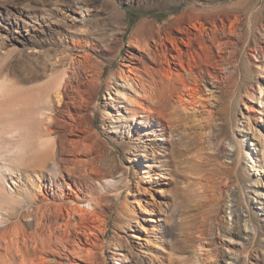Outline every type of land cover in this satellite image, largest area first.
<instances>
[{
    "label": "rangeland",
    "instance_id": "rangeland-1",
    "mask_svg": "<svg viewBox=\"0 0 264 264\" xmlns=\"http://www.w3.org/2000/svg\"><path fill=\"white\" fill-rule=\"evenodd\" d=\"M218 18L228 25L229 18L234 29L219 34L221 41L229 42L222 50L224 64L198 60L189 64L186 55L182 61L206 86L202 99L210 101L211 114L177 113L172 138L166 132L155 138L143 136L149 125L158 127L151 118L127 125L106 118L107 111L115 114L110 86L130 63L134 39L151 42L161 26L162 35L177 38V49L187 51L196 43L183 44L178 28L199 20L209 26ZM207 43L211 45L207 52L217 53L208 38ZM259 47L264 49V0H0V210H6L8 197L29 196L15 208L10 229L18 218L25 220L28 207L38 206L32 199L53 200L51 173L38 170L42 174L38 182L35 163L53 137L79 139L64 122L70 121L68 105L78 135H85V126L87 133L98 135L101 167L121 174L113 189L99 185L92 170L75 177L79 186L93 190L105 220L103 229L92 235L98 242L93 264H264V196L255 194L256 189L264 191V163L257 160L263 168L257 163V168H250L245 153L258 152L250 145L256 140H251L249 124L264 134V115L263 121H256L259 114L251 109L255 104L251 94L258 85L264 86L259 67L264 65V51L257 52ZM170 62L174 70L184 72L178 60ZM93 72L100 73L97 82L92 80ZM78 93L88 105V116L81 118L77 111L84 110L73 101ZM54 115L63 123L56 124ZM129 131L136 139H156L147 155L135 159L130 153L137 140L128 139ZM234 137L242 145L239 157L227 147ZM61 156L74 157L67 151ZM141 183L150 190L145 195ZM149 194L158 206L152 214L142 212L141 227L122 211L121 202L128 198L134 203ZM65 197L67 202L76 200V193L65 190ZM158 215L160 223L152 219ZM2 234L0 227L4 253ZM83 255L75 258L87 264ZM4 262L0 256V264Z\"/></svg>",
    "mask_w": 264,
    "mask_h": 264
},
{
    "label": "bare ground",
    "instance_id": "bare-ground-1",
    "mask_svg": "<svg viewBox=\"0 0 264 264\" xmlns=\"http://www.w3.org/2000/svg\"><path fill=\"white\" fill-rule=\"evenodd\" d=\"M227 21L229 25L224 19L218 18L212 20L209 26L199 20L186 27H179L178 29L183 34L180 38L183 44L188 47L196 43L194 49H187V51L177 49V38L171 37L167 33L162 35L161 26H157L158 38L151 42L149 40L139 42L134 39L131 42L134 46L133 51L128 56L130 63L118 71L116 82L110 86L116 100L115 105H112L115 114L113 115L110 111H107L105 113L106 118L126 125L134 119L140 123L151 118L153 119L152 122L155 123L154 125L161 128L158 129V127L149 125L143 136H154L152 138H155L166 132L169 138H172L174 132L177 131L174 120L177 113L190 115L198 111H207L211 114V108L208 106L210 101L208 103L205 101L206 99H202L205 98L203 92L207 90L206 86L199 84L201 80L199 74L196 75L190 71V67L185 68L182 61H184L186 55L189 64L193 60L206 61L209 63L208 65L224 64L226 58L222 54V50L228 47L229 42L221 41L219 34H226L234 30L232 21L229 18ZM142 23L144 26L145 20ZM207 38L213 42L217 53L207 52L211 46L207 43ZM167 42L171 44L170 47ZM169 51H175L176 54L170 56ZM263 51L264 49L259 47L257 52L263 54ZM171 58L178 60L184 72L176 71L171 67ZM146 61L152 66H149ZM259 67L263 69L264 73V65ZM208 73L211 75L209 70ZM91 77L94 82H97L100 73L93 72ZM76 86L78 88L76 91H78L80 83ZM79 94L73 101L84 111H77V118L88 116L86 113V106L88 105H84V101ZM108 95L111 97L110 92ZM57 96L60 97V94ZM251 97L255 100L254 107H251V109L259 114L256 116V121H263L261 114L264 115V86L258 85ZM59 100L57 99L58 102ZM66 107V113L70 121L65 120L64 122L70 126V133L80 136L79 139L74 141L66 138L65 141H62L60 136L50 139V147L37 157L36 170H34V176L38 182H42V174L38 170L50 171V184L56 193L53 194V200L52 198L43 197L38 200L29 199L31 202L38 203V206L28 207L24 213L25 220L18 218L14 222L12 230L10 229L11 223L9 220L15 217V208L26 203L24 197L29 198V196L26 194L24 197L7 196L6 205L9 203L15 204L9 207L10 209L4 205L6 210H0V225H2L0 227L3 230L2 241L4 242V253L0 251V256L3 257L6 264H81L75 257L81 258L82 254H84L82 259L87 264L95 262L94 249L97 241L92 235L95 234L96 229L99 231L103 229L105 220L99 210L98 200L92 195L93 190L89 187L79 186L81 183L78 184L75 177L81 178L83 175L90 173L89 170H92L97 175L99 185L103 184L113 189L117 183V178L121 174L107 171L101 167L98 162L100 159L98 135L94 131L87 133L86 126L83 128L85 135H78L76 119L72 115L70 106L67 105ZM51 118L58 125L63 123L58 116L54 115ZM123 127L125 128L124 125ZM248 128L252 133L251 140H256L255 143L250 141V145L254 146L258 152L260 151L259 153L256 151L257 155H252L250 149L246 150V158L249 161L248 166L257 168L255 166L258 164V167L262 169L263 164L260 165L256 161L259 160V162L264 163V134L252 124H249ZM143 136L136 139L133 132L129 131L127 133L128 139L133 142L137 140L134 150L130 151L132 155H135V159L137 155H147L151 143L156 142V139L148 141L149 137ZM242 141H245V138H242ZM228 145V150L235 151L236 156L239 157L243 153L241 142L236 137H234L233 144ZM63 151L72 152L74 157L71 159L62 157L61 153ZM142 173L145 177L152 179L151 175L147 176L145 174V171H142ZM28 181L33 182V177L30 176ZM12 183L19 186L15 180ZM6 186L11 188L9 184H6ZM76 187L78 190L75 189ZM223 187V185H220L218 189L223 192ZM140 189L144 191V195L149 190L143 184ZM65 190L75 192L76 200L67 202ZM78 191L83 192V196L77 194ZM158 192L162 194L163 190L160 188ZM128 194L130 193L128 192L126 195ZM255 194L262 197L264 191L256 189ZM155 198L152 195L148 199L140 196L134 203H130L128 198H125L121 202L122 211L129 218H135L141 227H144L141 220L145 218L141 214L142 212L153 213L152 209L158 206V201ZM152 219L156 223L161 221L160 215Z\"/></svg>",
    "mask_w": 264,
    "mask_h": 264
}]
</instances>
